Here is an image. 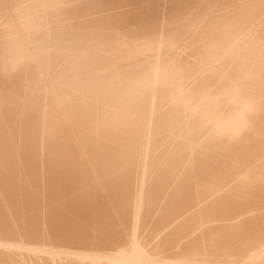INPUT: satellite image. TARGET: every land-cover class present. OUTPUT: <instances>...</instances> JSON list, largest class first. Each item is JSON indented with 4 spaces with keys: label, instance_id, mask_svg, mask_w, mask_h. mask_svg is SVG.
<instances>
[{
    "label": "bare ground",
    "instance_id": "1",
    "mask_svg": "<svg viewBox=\"0 0 264 264\" xmlns=\"http://www.w3.org/2000/svg\"><path fill=\"white\" fill-rule=\"evenodd\" d=\"M0 264H264V0H0Z\"/></svg>",
    "mask_w": 264,
    "mask_h": 264
}]
</instances>
